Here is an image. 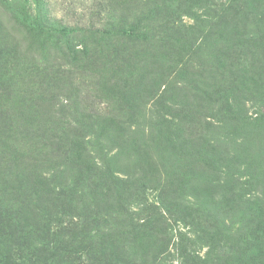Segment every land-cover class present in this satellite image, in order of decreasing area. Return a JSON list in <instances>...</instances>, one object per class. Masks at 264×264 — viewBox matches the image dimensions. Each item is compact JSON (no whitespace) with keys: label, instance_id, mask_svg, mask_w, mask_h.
Instances as JSON below:
<instances>
[{"label":"trees","instance_id":"1","mask_svg":"<svg viewBox=\"0 0 264 264\" xmlns=\"http://www.w3.org/2000/svg\"><path fill=\"white\" fill-rule=\"evenodd\" d=\"M226 1L216 71L146 18L52 30L38 2L13 7L28 40L0 30V264H163L172 221L190 230L180 264H264V67L238 54ZM147 190L159 206L141 208Z\"/></svg>","mask_w":264,"mask_h":264},{"label":"rangeland","instance_id":"2","mask_svg":"<svg viewBox=\"0 0 264 264\" xmlns=\"http://www.w3.org/2000/svg\"><path fill=\"white\" fill-rule=\"evenodd\" d=\"M21 1H28L31 9L29 7L27 9L32 12H36L35 8L38 2L41 13L48 19L46 24L52 30L59 26L75 28L81 32L115 29L111 27L119 26V24H136L137 19L146 18L150 20L148 24L150 26L152 24V32L147 31L149 35L165 37L168 34L171 36L174 34L175 39L186 37L190 40L194 51L189 58L190 70L216 71L217 48H220L215 38V34L218 33L215 32L218 21L215 16L220 14L217 12L220 4L218 0L210 1L208 8L196 0H175L168 7L164 3H160V0H0V30L2 31L1 35L8 42L13 43V41L21 40L27 36L26 32L12 18L13 7H20ZM226 2L230 3L232 0ZM233 7L236 14L237 30L242 40L241 45L237 47L238 54H247L256 60L258 66L264 67V47L261 44L264 41V0H239L233 3ZM153 10L159 11V14L156 15L152 12ZM208 16H213L212 20ZM206 18L209 21H206ZM208 30H211L214 36L204 40L203 32ZM26 39L28 40V38ZM27 40L21 41L24 44ZM186 78L189 82L194 80L190 76ZM182 87L187 88L188 85L183 84ZM54 92L60 94L58 100L63 104L64 99L61 93L57 90ZM192 94H195V91ZM90 102V105L87 106L90 111L106 112V104H99L94 100ZM246 107L249 114H253L255 108L251 107L250 102L246 103ZM149 108L150 106H147V109ZM261 112L264 113V107L261 108ZM141 195H143L139 200L141 208L143 206L150 207L153 204L159 206L157 192L147 190ZM136 206H129L130 212H138L139 207ZM233 217L234 215L228 216L225 220L230 221ZM178 232L190 234V230L183 224L172 221L170 231L172 242L168 249L171 255L168 261L163 264H180L172 245L178 240L176 235ZM205 250L199 246L196 247L199 256H202Z\"/></svg>","mask_w":264,"mask_h":264}]
</instances>
